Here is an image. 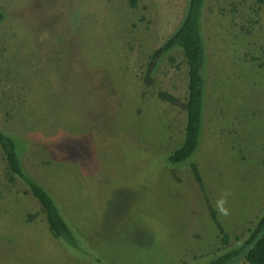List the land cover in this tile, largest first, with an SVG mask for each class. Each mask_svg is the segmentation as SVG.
Wrapping results in <instances>:
<instances>
[{"label":"rangeland","instance_id":"374dc122","mask_svg":"<svg viewBox=\"0 0 264 264\" xmlns=\"http://www.w3.org/2000/svg\"><path fill=\"white\" fill-rule=\"evenodd\" d=\"M186 0H0V129L21 141L25 171L79 237L69 255L0 150V264H204L236 247L264 212V2L205 0L200 145L183 140L186 65L150 55ZM230 189L231 215L210 219ZM234 264H247L239 259Z\"/></svg>","mask_w":264,"mask_h":264},{"label":"trees","instance_id":"16d2710c","mask_svg":"<svg viewBox=\"0 0 264 264\" xmlns=\"http://www.w3.org/2000/svg\"><path fill=\"white\" fill-rule=\"evenodd\" d=\"M256 1L264 2V0ZM204 3L205 0H186L179 24L150 55L145 70V82L149 83L151 74L156 69L161 57L175 49L181 52L186 65L187 95L184 102L179 103L176 98L164 92L157 94L160 100L180 106L185 114L183 140L177 148L168 153L165 159L171 165L182 164L190 160L200 145L205 98L206 52L201 31ZM6 19L5 11L0 9V25L5 23ZM0 150L11 177L18 179L40 205L52 237L59 241L69 255L79 256V237L65 220L53 196L25 171L21 161L23 150L21 141L0 129ZM188 167L203 195L210 219L221 234L222 243L227 245V235L209 203L199 170L196 164L191 161L188 163ZM239 259L247 264H264V212L236 247L204 264H234Z\"/></svg>","mask_w":264,"mask_h":264},{"label":"clouds","instance_id":"9594fccd","mask_svg":"<svg viewBox=\"0 0 264 264\" xmlns=\"http://www.w3.org/2000/svg\"><path fill=\"white\" fill-rule=\"evenodd\" d=\"M232 196V191L230 189H222L220 195L214 201V207L216 212L221 217H228L231 215V211L228 207L229 198Z\"/></svg>","mask_w":264,"mask_h":264}]
</instances>
